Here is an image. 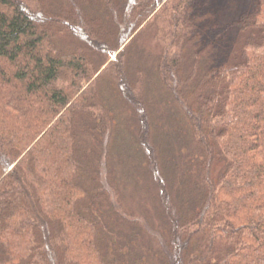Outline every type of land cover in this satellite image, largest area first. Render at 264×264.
<instances>
[{
    "label": "trees",
    "instance_id": "obj_1",
    "mask_svg": "<svg viewBox=\"0 0 264 264\" xmlns=\"http://www.w3.org/2000/svg\"><path fill=\"white\" fill-rule=\"evenodd\" d=\"M196 1L0 0V264H264V0Z\"/></svg>",
    "mask_w": 264,
    "mask_h": 264
},
{
    "label": "rangeland",
    "instance_id": "obj_2",
    "mask_svg": "<svg viewBox=\"0 0 264 264\" xmlns=\"http://www.w3.org/2000/svg\"><path fill=\"white\" fill-rule=\"evenodd\" d=\"M253 3H255V0L196 1L194 11L200 38L199 46L210 63L216 64L229 58L235 41L234 31L230 29V25L242 13L247 11ZM146 39H141L139 43L143 44V42H146L147 48L153 50L154 45L150 44L149 38V40Z\"/></svg>",
    "mask_w": 264,
    "mask_h": 264
}]
</instances>
